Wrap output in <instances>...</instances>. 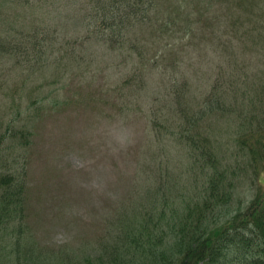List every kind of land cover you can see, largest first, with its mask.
Listing matches in <instances>:
<instances>
[{"label":"rangeland","instance_id":"374dc122","mask_svg":"<svg viewBox=\"0 0 264 264\" xmlns=\"http://www.w3.org/2000/svg\"><path fill=\"white\" fill-rule=\"evenodd\" d=\"M89 1L0 0V35L9 45L0 49V132L6 135L0 174L14 172L25 190L30 242L75 258L116 233L113 218L118 227H139L135 209L149 194L169 193V218L184 197L194 196L191 174L202 178L197 160L206 156L202 149L186 154L177 94H186L181 106L192 115L216 80L225 90L251 85L262 77L255 66L264 62V52H252L251 38L240 37L235 16L245 13L227 17L219 0H210L213 6L209 0L161 1L154 18L182 28L177 37L168 32L161 39L154 20L127 28L130 41L100 37L81 47L85 19L96 13ZM71 38L77 57L69 55ZM138 40L144 59L133 62L130 44ZM157 45L169 46L156 52ZM201 123L214 141L209 146L236 172H230L237 194L229 205L245 206L258 183L253 166L235 159L237 125L229 117ZM20 128L27 133L14 132ZM162 186L168 191L158 192Z\"/></svg>","mask_w":264,"mask_h":264},{"label":"trees","instance_id":"16d2710c","mask_svg":"<svg viewBox=\"0 0 264 264\" xmlns=\"http://www.w3.org/2000/svg\"><path fill=\"white\" fill-rule=\"evenodd\" d=\"M161 1L172 0H90L96 13L85 19L88 23L81 47L100 37L113 44L130 41L127 28L156 20L155 12ZM219 1L223 7L226 4L227 17L245 13L242 18L235 16L237 28L242 32L240 37L251 38L252 52H264V0ZM209 4L213 6L210 0ZM159 23L161 39L168 32H173L169 37H177L182 29L174 27L169 19ZM3 39L0 35V49H9ZM76 43L71 38L69 55L73 57L78 56ZM169 45L154 47L156 52L160 48L163 52ZM130 48L133 62L144 59L140 40L132 42ZM261 64L264 62L258 61L255 67L262 72V77L251 85L243 81L242 85L225 90L216 80L192 115L181 106L186 94H177L179 135L185 142L186 154L189 157L202 149L206 156L205 161L197 160L202 178L191 174L194 196L184 197L169 218L164 207L170 201L169 193L149 194L143 208L135 209V219L142 217L139 227L135 223L134 229L118 227V221L113 218L110 222L117 231L101 239L98 250L75 258L66 249L52 253L31 243L24 226L25 190L14 172L0 174V264H264V80L261 79L264 68ZM139 79L145 82L147 78L139 76ZM212 117L233 119L237 125L235 139L241 150L235 159H241L245 166L252 165L257 178L258 188L252 187V193L246 194L245 206L237 209L229 205V200L237 194V179L230 178V172H236L220 161L222 157L216 147L209 146L214 141L200 128L202 121ZM14 132L27 133V130L20 128ZM5 139V133L0 132V157ZM201 184L203 187L198 189ZM163 191L167 192L168 186L158 190Z\"/></svg>","mask_w":264,"mask_h":264}]
</instances>
